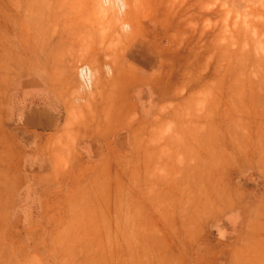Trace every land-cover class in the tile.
<instances>
[{
	"label": "rangeland",
	"instance_id": "1",
	"mask_svg": "<svg viewBox=\"0 0 264 264\" xmlns=\"http://www.w3.org/2000/svg\"><path fill=\"white\" fill-rule=\"evenodd\" d=\"M0 264H264V0H0Z\"/></svg>",
	"mask_w": 264,
	"mask_h": 264
},
{
	"label": "crops",
	"instance_id": "2",
	"mask_svg": "<svg viewBox=\"0 0 264 264\" xmlns=\"http://www.w3.org/2000/svg\"><path fill=\"white\" fill-rule=\"evenodd\" d=\"M55 23V22H54ZM38 43H40V41L38 42ZM54 51V50H53ZM38 53H39V51H38ZM39 54L37 55V59L38 60H40L39 58ZM140 76V75H139ZM138 77V76H137ZM139 78V77H138ZM51 94H52V96L58 101V103H59V99H60V104L59 105H61V107H62V110L64 111V115H65V118H64V115H63V118L60 120V121H58L57 123H55L54 124V122H53V126H52V130H47V131H45V133L46 134H44V137H43V144L46 146V148H48L49 149V145L47 144V143H45V142H47V140H49L50 139V137H62V138H64V135H63V132H62V129L64 128V126L63 125H65V126H68V125H66L65 124V119H66V114L70 111V107H72V109H73V111H78V107L77 106H71L69 103L67 104H64L63 102H62V100H61V98L60 97H58L59 95H58V93H56L55 91H53V90H51V92H50ZM38 108V107H37ZM44 110H46L47 112H49V114L50 115H52V113L54 112V106H49V109H44ZM26 112H28V110L26 111H23V113H26ZM66 112V113H65ZM71 112V111H70ZM25 117V114H23V118ZM38 123V125H46L45 123H44V120H42V119H40V121L39 122H35V124H37ZM77 124V122L75 123V125ZM75 125L74 126H70L69 127V129L70 130H73V129H75ZM61 129V130H60ZM90 135H92V134H88L86 137H88V136H90ZM73 137V136H72ZM85 138V136H75L74 138H73V141L71 142V145H72V148L81 156V153L79 152V151H77L76 150V143H77V141H80L81 139H84ZM102 139H103V137H102ZM45 141V142H44ZM101 142V138L99 137L98 138V140H97V146H96V148H94V146L92 145V144H88L87 146H86V148L88 149V150H86V152L87 153H89L90 155H92L93 157H90L89 159H86L84 156H82V161H84V162H91V163H99L100 161H102L103 159H104V155L106 154V152H107V144L105 143H103V141H102V147L101 146H99L98 145V143H100ZM70 144V143H69ZM100 147V149H98ZM55 149H58L56 146H55ZM96 152H98V154L96 153ZM75 157V156H74ZM49 169L51 170V169H54V166H53V164H51V162L49 163ZM76 190V188H73V187H69L68 189H67V192H73V191H75Z\"/></svg>",
	"mask_w": 264,
	"mask_h": 264
}]
</instances>
